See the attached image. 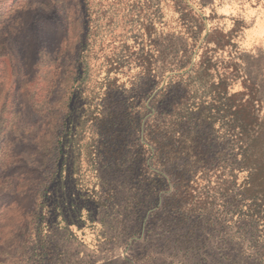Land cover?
<instances>
[{"label":"rangeland","instance_id":"1","mask_svg":"<svg viewBox=\"0 0 264 264\" xmlns=\"http://www.w3.org/2000/svg\"><path fill=\"white\" fill-rule=\"evenodd\" d=\"M243 82L264 118V0H0V264H264V221L220 219L239 129L183 112Z\"/></svg>","mask_w":264,"mask_h":264},{"label":"trees","instance_id":"2","mask_svg":"<svg viewBox=\"0 0 264 264\" xmlns=\"http://www.w3.org/2000/svg\"><path fill=\"white\" fill-rule=\"evenodd\" d=\"M147 56V54L139 56L141 57L140 61L146 62ZM227 80L228 77L224 76L217 85V89L222 93L227 90ZM243 84V91L233 93L224 101L220 99L219 95L213 94L212 96H209V99L206 101H199L196 104H186L183 112L185 113L184 118H189L188 120H191L192 122H200L201 124L206 125L210 130H214L215 126L221 123L222 128L225 126L228 131L233 133L235 132L234 129H239V131H237V135L235 132V136H237L235 139L238 140V143H243V145H245L244 151L242 150L241 153H238L241 158L239 162L241 167L245 168L248 172V176L246 177L244 183L238 186L239 193L235 195L237 200H234L233 196V201H226L221 206L220 211L222 216H220V219L224 222L228 218V215L226 214H231L232 219L229 221L232 223L235 222V225L242 226L243 224L247 225L248 223H252L253 225L260 226L259 223L264 221V216L260 214L259 206L264 208V203L258 205V203L252 204V202L248 203V206L245 204L243 206V208H246L245 217L242 216L243 213L241 205L242 201L253 200V198L256 197H262L261 199L264 201V118L258 116L261 107H258V104L253 99L254 97L251 95L252 88H249L246 82H243ZM246 96H249L250 98H246ZM228 106H230L231 110L234 108L236 113L240 112V114L245 113L246 116L248 115L245 119L246 122L237 126L233 121L234 119H232V116L234 115L229 113L230 109ZM191 115H193L194 118H191ZM186 123L188 122L186 121ZM210 134H205L203 137L199 136L200 133L193 136L189 135L187 137L183 134L182 137L179 138L180 147H178V150L175 151V154L181 155V153L184 152V156H193L195 163H197V161L201 162L204 160V151L202 150L203 144L213 140V137ZM226 137H228V139L230 138L227 135ZM185 172L184 176L181 177L182 179L185 178L187 180L190 176L191 180L193 181V179H196L195 183L198 184L197 182L204 178L207 168H205V166H195ZM186 188H188V186H186ZM186 194H188V191ZM188 197L193 200L192 194H188ZM186 198L187 195L185 196V199ZM175 204L178 203L174 202L173 206H175ZM197 204L198 202L195 203V201H192L189 206L183 207L185 211H187V214L180 215L178 218L190 217V221L193 219L198 220V217H196L198 210L195 209L197 208ZM256 256L258 259L264 260L263 255H260L262 259L257 253Z\"/></svg>","mask_w":264,"mask_h":264}]
</instances>
